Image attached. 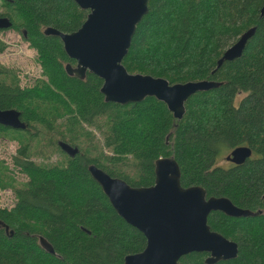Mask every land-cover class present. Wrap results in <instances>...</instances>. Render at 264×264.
I'll return each mask as SVG.
<instances>
[{
    "label": "trees",
    "instance_id": "1",
    "mask_svg": "<svg viewBox=\"0 0 264 264\" xmlns=\"http://www.w3.org/2000/svg\"><path fill=\"white\" fill-rule=\"evenodd\" d=\"M2 3L0 15L35 50L41 72L28 86L0 80V109L19 112L26 125L19 131L28 139L12 158L27 179L14 188V205L0 207V223L7 227L0 224V264H124L126 255L144 249L146 238L116 213L87 167L95 164L131 186H149L160 157L176 160L183 187L201 186L207 197L224 196L255 212L208 215L210 228L237 244L236 257L212 264H264V0H148L122 59L126 70L170 83H218L191 95L179 120L155 97L126 105L105 102L98 76L67 74L65 66L75 60L44 29L80 27L88 11L73 0ZM245 33L240 55L217 67ZM90 127L101 136L100 151L95 152ZM44 131L57 136L50 141L60 150L59 142L77 147L76 155L61 150L64 163L35 162L30 145ZM237 146H248L250 157L242 164H218ZM206 257L191 252L179 264H208Z\"/></svg>",
    "mask_w": 264,
    "mask_h": 264
},
{
    "label": "water",
    "instance_id": "2",
    "mask_svg": "<svg viewBox=\"0 0 264 264\" xmlns=\"http://www.w3.org/2000/svg\"><path fill=\"white\" fill-rule=\"evenodd\" d=\"M73 1L88 11L80 27L62 32L47 26L44 33L59 37L66 55L75 60V65L65 66L67 74L83 79L89 72L102 80L100 92L105 102L126 105L140 102L147 96L155 97L165 103L173 117L179 120L185 111L184 103L191 95L218 85L209 79L170 83L162 77L126 70L122 59L128 52L138 23L147 13L148 0ZM260 13L264 14V6ZM11 25L7 16H0V30ZM246 38L247 33L229 46L217 61V67L222 61L238 57ZM0 125L13 129L26 127L19 112L13 108L0 109ZM59 146L70 156L78 152L77 147L65 142H59ZM250 155L248 146H237L225 159L242 164ZM87 169L116 213L146 238L144 249L126 255L124 264H179V259L191 252H206L205 262L208 264L232 259L237 255V244L212 230L207 223L208 215L213 211L232 217L255 214L234 205L227 197H207L201 186L183 187L178 163L172 157H160L155 161L154 183L149 186H131L95 164H89ZM39 241L46 251L54 253L43 237Z\"/></svg>",
    "mask_w": 264,
    "mask_h": 264
},
{
    "label": "rangeland",
    "instance_id": "3",
    "mask_svg": "<svg viewBox=\"0 0 264 264\" xmlns=\"http://www.w3.org/2000/svg\"><path fill=\"white\" fill-rule=\"evenodd\" d=\"M4 5L0 0V13H3ZM41 68L36 60V52L23 39L20 30L4 29L0 30V80L6 83H17L18 85L28 86L40 76ZM242 95H238L240 98ZM237 98V99H238ZM93 132L91 142L95 146V152L100 151L102 147V139L93 127L88 128ZM18 131V132H16ZM7 128L0 129V207L11 208L16 202L14 188L23 185L26 176L23 175L18 168L12 163V156L17 153L22 143H26L28 139H24L22 132L19 130ZM57 136L52 137L49 132L44 131L39 137L34 138L30 145V157L37 163H64L67 155L60 149L51 144ZM93 150L92 147H89ZM106 153H109L104 149ZM230 162L223 156L218 164L227 166Z\"/></svg>",
    "mask_w": 264,
    "mask_h": 264
},
{
    "label": "flooded vegetation",
    "instance_id": "4",
    "mask_svg": "<svg viewBox=\"0 0 264 264\" xmlns=\"http://www.w3.org/2000/svg\"><path fill=\"white\" fill-rule=\"evenodd\" d=\"M0 16H3V15H0ZM8 29H11V28H8ZM1 30H4V29H1ZM5 109H11V108H5ZM14 109V108H13ZM16 110V109H15ZM9 128V127H8ZM11 129H13V128H11ZM15 130H19V129H15ZM12 158H13V156H12ZM228 162H230V161H228ZM231 163V162H230ZM234 164V163H233ZM208 255V254H207Z\"/></svg>",
    "mask_w": 264,
    "mask_h": 264
}]
</instances>
